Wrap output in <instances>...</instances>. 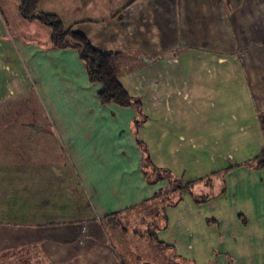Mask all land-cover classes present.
Segmentation results:
<instances>
[{"label":"crops","instance_id":"obj_1","mask_svg":"<svg viewBox=\"0 0 264 264\" xmlns=\"http://www.w3.org/2000/svg\"><path fill=\"white\" fill-rule=\"evenodd\" d=\"M0 3V24L12 30L8 15L14 25L12 43L0 45V256L38 246L70 264L76 244L120 264L102 223H83L170 188L149 183L139 142L156 168L199 186L260 155L264 0H38L40 12L117 55L120 83L141 101L139 129L137 108L101 104L103 86L77 50L52 47L51 31L23 20L15 0ZM224 184V195L198 204L184 193L167 208L157 236L173 264H264V171L234 169Z\"/></svg>","mask_w":264,"mask_h":264},{"label":"trees","instance_id":"obj_2","mask_svg":"<svg viewBox=\"0 0 264 264\" xmlns=\"http://www.w3.org/2000/svg\"><path fill=\"white\" fill-rule=\"evenodd\" d=\"M15 1L18 4L19 13L23 20L36 21L51 31L52 47L57 49L72 48L79 52L80 58L86 67L90 82L99 83L103 86V91L99 94V100L103 106L116 105L123 108L135 107L139 110L140 119L135 123L136 129H139L145 120L142 115L141 101L132 98L120 83L119 71L116 63L117 55L114 53H105L96 49L84 35L66 29L58 16L40 12L38 8V0ZM139 144L144 150V173L149 183L155 184L166 180L170 185V188L167 191L157 194L151 200L159 202L164 212V227L159 226L157 220L153 223L156 230L151 228L152 232L149 233L150 240L160 249H163L164 247H162V243L158 239L157 233L161 229H165L167 226L165 212L168 207H174L182 201L184 193L191 194L196 203L202 204L209 201L211 197L214 198L217 197V195L221 196L225 194L226 188L224 178L228 172L241 167L249 168L254 171H264L263 147L260 155L254 160L242 165L233 166L228 170L210 177L206 183H204L206 187L204 185L199 186L200 183L184 184L182 179L175 178L170 172L156 168L151 161L147 149L141 144V142H139ZM208 185L210 187H208ZM204 188H207L206 191ZM133 210L134 209H130L126 212L105 218V221L102 223L103 227L108 229L107 224L113 219L114 222L112 223V226L120 228L122 221H119L118 217ZM136 234L139 233L137 232ZM139 235L144 238L148 237L145 234Z\"/></svg>","mask_w":264,"mask_h":264},{"label":"rangeland","instance_id":"obj_3","mask_svg":"<svg viewBox=\"0 0 264 264\" xmlns=\"http://www.w3.org/2000/svg\"><path fill=\"white\" fill-rule=\"evenodd\" d=\"M4 7L5 4L0 3V8L3 10V13L6 14L7 12L4 11ZM5 16H6V21H9L10 27L13 30L14 25L12 21L10 19L7 20V18H9L8 15ZM3 24L2 23L0 24V45L7 46L8 42L12 43L14 33L10 28L9 29L7 28L6 24L4 26ZM5 33H7L8 36L2 35ZM15 33H17V31H15ZM242 56L245 59H247L246 58L247 56L252 57L253 54L229 53V60H236L237 57L241 58ZM216 59L219 58L214 57L213 60ZM218 72H220V70H218ZM5 146H9V145L5 143ZM8 150H10V155H12L14 149L9 148ZM11 168L12 167L10 165L6 164L4 170L5 172H7ZM41 168L43 169V167ZM37 200H38V204H37L38 218L45 219L47 215L44 214L45 207L44 204H41V202H46L47 198L44 197L43 194H39V188L37 193ZM118 218L119 221H122V225L120 228L112 226V223L114 222L113 219L110 220L111 222L109 221L110 223L107 224L108 229H105L103 227V224L101 225L103 228L101 226L100 227L103 234L105 233L106 243L110 247H112L113 250L116 252L117 255L116 254L115 255L117 256V259L120 262V264H173L172 261H170L171 248L161 242L162 243L161 245L164 248L160 249L149 238V233L152 232L151 228H153V230H156V228L153 226L154 222L158 220L159 226L163 227L164 212L159 202L149 201L143 206H139L138 208L134 209L133 211L127 214H122ZM49 220H51V218ZM104 221L105 219L101 221L90 219L85 221L83 224L85 227L92 225L96 226L97 223L99 222L103 223ZM137 232L139 234H145L148 237L145 238L141 237L139 234H136ZM82 240L83 239H81L80 246L78 244L79 248H81ZM74 242L76 243V241ZM72 246L74 247L70 252L69 257L73 256V259L70 261V264H107V258L103 256V254L100 256L99 260L96 261L91 260L90 259L91 256H89L88 258V255L87 257L84 256L85 253L83 254V251L81 253V250H77L75 248L77 247L76 244H73ZM77 252H79V254H82V257ZM0 264H53V263L46 256H44V253L41 250V248L37 246L34 248L32 247L20 251H7L6 253H3L0 256Z\"/></svg>","mask_w":264,"mask_h":264}]
</instances>
